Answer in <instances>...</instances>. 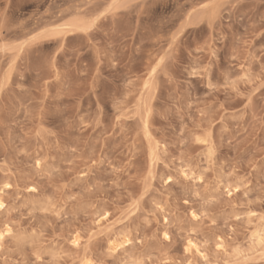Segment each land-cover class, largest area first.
Returning a JSON list of instances; mask_svg holds the SVG:
<instances>
[{"label": "rangeland", "instance_id": "374dc122", "mask_svg": "<svg viewBox=\"0 0 264 264\" xmlns=\"http://www.w3.org/2000/svg\"><path fill=\"white\" fill-rule=\"evenodd\" d=\"M0 232V264H264V0H0Z\"/></svg>", "mask_w": 264, "mask_h": 264}, {"label": "bare ground", "instance_id": "6f19581e", "mask_svg": "<svg viewBox=\"0 0 264 264\" xmlns=\"http://www.w3.org/2000/svg\"><path fill=\"white\" fill-rule=\"evenodd\" d=\"M3 237H4V232H0V243L2 242Z\"/></svg>", "mask_w": 264, "mask_h": 264}]
</instances>
